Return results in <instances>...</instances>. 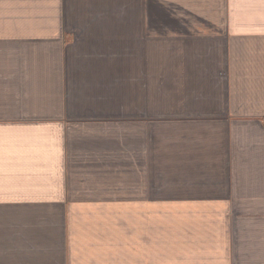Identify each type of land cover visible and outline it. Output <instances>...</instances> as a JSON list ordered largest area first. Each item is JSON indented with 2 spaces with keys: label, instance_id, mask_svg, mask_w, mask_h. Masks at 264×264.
I'll return each mask as SVG.
<instances>
[{
  "label": "crops",
  "instance_id": "obj_1",
  "mask_svg": "<svg viewBox=\"0 0 264 264\" xmlns=\"http://www.w3.org/2000/svg\"><path fill=\"white\" fill-rule=\"evenodd\" d=\"M0 264H264V0H0Z\"/></svg>",
  "mask_w": 264,
  "mask_h": 264
}]
</instances>
